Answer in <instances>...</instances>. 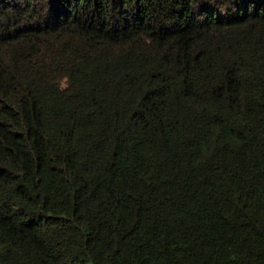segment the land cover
Here are the masks:
<instances>
[{
    "label": "trees",
    "instance_id": "16d2710c",
    "mask_svg": "<svg viewBox=\"0 0 264 264\" xmlns=\"http://www.w3.org/2000/svg\"><path fill=\"white\" fill-rule=\"evenodd\" d=\"M0 264H264V0H0Z\"/></svg>",
    "mask_w": 264,
    "mask_h": 264
}]
</instances>
